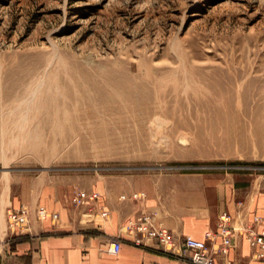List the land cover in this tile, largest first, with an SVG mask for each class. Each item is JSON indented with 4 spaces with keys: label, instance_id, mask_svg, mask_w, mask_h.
Masks as SVG:
<instances>
[{
    "label": "rangeland",
    "instance_id": "obj_1",
    "mask_svg": "<svg viewBox=\"0 0 264 264\" xmlns=\"http://www.w3.org/2000/svg\"><path fill=\"white\" fill-rule=\"evenodd\" d=\"M147 72L168 79L138 121L117 78ZM224 169L264 171V0H0V188Z\"/></svg>",
    "mask_w": 264,
    "mask_h": 264
},
{
    "label": "crops",
    "instance_id": "obj_2",
    "mask_svg": "<svg viewBox=\"0 0 264 264\" xmlns=\"http://www.w3.org/2000/svg\"><path fill=\"white\" fill-rule=\"evenodd\" d=\"M75 185L97 191L96 203L73 205L72 186L59 187L45 175H23L2 184L0 264H191L181 249L184 236L205 239L207 232L217 230L222 211L243 220L253 213L264 216V171L81 175ZM133 193L143 194L133 198ZM42 204L58 217L39 219L36 207ZM8 205L28 207L20 229L6 227ZM143 212L153 213L155 221L173 233V248H163L154 239L137 243L123 232L126 220ZM114 240L120 241V249L111 253ZM215 264L263 263L237 234Z\"/></svg>",
    "mask_w": 264,
    "mask_h": 264
},
{
    "label": "built area",
    "instance_id": "obj_3",
    "mask_svg": "<svg viewBox=\"0 0 264 264\" xmlns=\"http://www.w3.org/2000/svg\"><path fill=\"white\" fill-rule=\"evenodd\" d=\"M143 193H133L132 197L137 198ZM99 194L78 190L73 195L71 202L75 206L93 205L96 203ZM39 219L50 217L56 219L58 213L48 210L44 205L36 207ZM102 211V215H106ZM28 208L19 207L8 211V223L11 228L21 227L27 221ZM123 232L134 238L139 243L143 239H154L163 248L171 249L176 245L173 233L166 227L157 223L151 212H143L126 220L123 224ZM241 234L253 250V257L264 264V216L253 213L246 220L233 217L229 212L222 211L218 215L217 230L205 234V239H196L191 236H184L181 242V249L187 261L191 264H215L217 256L226 255L232 245L233 238ZM120 249V241H111L109 251L116 253Z\"/></svg>",
    "mask_w": 264,
    "mask_h": 264
},
{
    "label": "bare ground",
    "instance_id": "obj_4",
    "mask_svg": "<svg viewBox=\"0 0 264 264\" xmlns=\"http://www.w3.org/2000/svg\"><path fill=\"white\" fill-rule=\"evenodd\" d=\"M147 71V70H146ZM145 71V72H146ZM172 72V71H171ZM173 73V72H172ZM168 74H169V72H168ZM144 75V74H143ZM170 75H172L171 73H170ZM168 76H160V77H156V75L154 76V75H152V73L151 72H147V73H145V75L143 76V78L141 79V80H135V78H134V76H131V75H124V76H119L118 78H117V82H121V81H123V82H126L127 84H128V88H129V90H128V95H131L134 99H136L139 103H138V105L140 106L141 105V107H142V109H141V112H139L136 108H132L133 110H132V112H130L131 113V118H133V119H137L138 121H143V120H145V119H149L150 118V116H151V113H152V109H155V107H157V103H158V101H157V98L160 96L159 94L160 93H165V89H163V88H165L163 85L165 84V78H166V80L168 79L167 78ZM170 77V76H169ZM173 76H171L170 78H172ZM141 78V77H140ZM174 80V79H173ZM36 81V79H34L33 80V82H35ZM38 82H39V79H37V81L32 85H30V84H28V87L30 86V88H31V92L32 91H34L35 90V88H36V86H37V84H38ZM103 82H105V81H103ZM167 82V81H166ZM108 83V82H107ZM170 83V82H169ZM168 83V84H169ZM173 84V83H172ZM104 85H107V84H104ZM22 86H24V84L22 85ZM21 86V87H22ZM27 87V88H28ZM173 87H175V85L173 84ZM173 89V88H172ZM27 92V91H26ZM106 92H109V91H99V95H100V97L101 98H103L104 97V95L106 94ZM25 94V93H24ZM32 94V93H31ZM16 95H18V92H17V94ZM26 95V94H25ZM159 95V96H158ZM18 96H20V95H18ZM18 96L15 98V99H17L18 98ZM30 96V95H29ZM107 96V95H106ZM109 97H111V95L109 94L108 95ZM14 97V96H13ZM21 97V96H20ZM23 97V96H22ZM21 97V98H22ZM87 98L88 99H91L90 100V102H92L94 99H92V97H91V94L90 95H87ZM31 99L33 100V97H31ZM47 100H45V101H43V102H45V103H49L50 101H51V99H53V98H51V95H50V98H46ZM83 99V98H82ZM159 99V98H158ZM161 99V98H160ZM160 99H159V101H160ZM84 100V99H83ZM82 100V101H83ZM103 100H104V98H103ZM105 101V100H104ZM114 101V100H113ZM95 102V101H94ZM162 102V101H161ZM160 102V103H161ZM137 105V106H138ZM130 107H132V106H130ZM152 107H154V108H152ZM32 108V107H31ZM162 108V107H161ZM23 109V108H22ZM33 109V108H32ZM25 110V109H24ZM156 110V109H155ZM26 111V110H25ZM154 116V115H153ZM156 117V116H155ZM22 119V121H23V118H24V121H25V119H27V117L26 116H24V115H22V117H21ZM117 118H118V120H120V121H122V120H129V118L130 117H127L125 114H120L119 116H117ZM153 118V117H152ZM21 126V125H20ZM23 126V125H22ZM21 126V127H22ZM21 130H23V128L21 129ZM125 131V130H124ZM126 131H129V129L128 130H126ZM126 131L124 132V133H126ZM151 132H152V130H150ZM22 132V134H23V131H21ZM25 132V131H24ZM30 132V131H29ZM121 132V131H120ZM130 132V131H129ZM37 133V132H36ZM132 133L133 132H131V136H132ZM155 133V132H154ZM25 134H28V133H25ZM120 134H123V133H120ZM119 134V135H120ZM127 134H128V132H127ZM153 134V133H152ZM32 135V134H31ZM30 135V136H31ZM34 135V134H33ZM126 135V134H125ZM125 135H122V137L123 136H125ZM152 137H154V136H152ZM31 139H32V136L30 137ZM29 138V139H30ZM22 139V138H21ZM20 139V140H21ZM27 140H28V137H27ZM32 140H35V138H33ZM32 140H30V142L32 141ZM120 140H122V139H120ZM23 142H25V141H23ZM27 142V141H26ZM32 143H34L33 141H32ZM25 144V143H24ZM27 144V143H26ZM36 144V143H35ZM21 145V144H20ZM132 145V144H131ZM32 148V147H31Z\"/></svg>",
    "mask_w": 264,
    "mask_h": 264
}]
</instances>
